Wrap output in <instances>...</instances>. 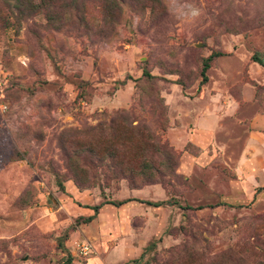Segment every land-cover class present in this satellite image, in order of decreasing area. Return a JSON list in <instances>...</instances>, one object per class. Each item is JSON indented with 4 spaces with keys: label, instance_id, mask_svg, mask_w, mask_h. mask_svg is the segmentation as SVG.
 Listing matches in <instances>:
<instances>
[{
    "label": "rangeland",
    "instance_id": "rangeland-1",
    "mask_svg": "<svg viewBox=\"0 0 264 264\" xmlns=\"http://www.w3.org/2000/svg\"><path fill=\"white\" fill-rule=\"evenodd\" d=\"M254 52L264 0H0V264H264Z\"/></svg>",
    "mask_w": 264,
    "mask_h": 264
},
{
    "label": "trees",
    "instance_id": "trees-1",
    "mask_svg": "<svg viewBox=\"0 0 264 264\" xmlns=\"http://www.w3.org/2000/svg\"><path fill=\"white\" fill-rule=\"evenodd\" d=\"M213 56H214V54H211V55L208 56V57L204 60V62H203V66H202V70H201V76H202L201 82H202V83H205V82L207 81L206 70L209 68V66H210V64H209V60H210ZM251 59H252V61L257 62L258 64L264 66V59L261 58L257 52H254V53L251 55ZM112 123H113V121H112ZM120 165H121V166H120L119 170L122 169V165H123V163L120 164ZM149 178H150V177H149ZM149 178H146L144 181H146V180H151V179H149ZM132 200L140 201V202H144V203H146V204H148V205H152V206H160V205H162V204H164V203H167V204L170 203V201H156V202H152V201H147V200H142V199H136V198H126V199H123V200H120V201H107V202H108V203H111V204H113V205L119 206V205L125 204V203H127V202H129V201H132ZM102 204H103V203H102ZM102 204L95 205V206L92 207V209H93L94 211H97V210L102 206ZM91 218H92V215L88 216V217L86 218V221H89Z\"/></svg>",
    "mask_w": 264,
    "mask_h": 264
},
{
    "label": "built area",
    "instance_id": "built-area-1",
    "mask_svg": "<svg viewBox=\"0 0 264 264\" xmlns=\"http://www.w3.org/2000/svg\"><path fill=\"white\" fill-rule=\"evenodd\" d=\"M77 246H78L79 252L84 255L92 251V245L87 240L81 241L80 243H78Z\"/></svg>",
    "mask_w": 264,
    "mask_h": 264
},
{
    "label": "crops",
    "instance_id": "crops-1",
    "mask_svg": "<svg viewBox=\"0 0 264 264\" xmlns=\"http://www.w3.org/2000/svg\"><path fill=\"white\" fill-rule=\"evenodd\" d=\"M233 115H234V113H232ZM256 118H254L251 122L253 123V124H256ZM260 122H262V120L260 119ZM262 125H263V123H261ZM203 132H208V129H206V130H203Z\"/></svg>",
    "mask_w": 264,
    "mask_h": 264
}]
</instances>
